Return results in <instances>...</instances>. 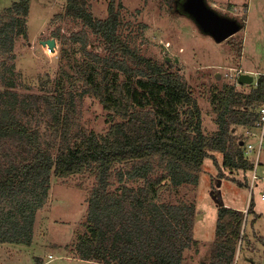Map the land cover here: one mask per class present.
<instances>
[{
    "label": "trees",
    "instance_id": "obj_1",
    "mask_svg": "<svg viewBox=\"0 0 264 264\" xmlns=\"http://www.w3.org/2000/svg\"><path fill=\"white\" fill-rule=\"evenodd\" d=\"M29 1L12 2L0 13V55L11 54L15 37L26 34ZM107 4V15L99 18L87 0L65 2L63 16L79 20L104 43L107 54L86 50V32L72 34L90 59L76 63L67 76L72 85L81 81L83 87L58 86L34 97L35 107L43 104L44 131L20 118L25 98L12 89L0 92V243L31 244L36 211L48 198L53 176L89 174L95 184L84 230L73 243L77 258L98 264H183V251L198 246L191 234L195 207L163 201L161 191L196 185L211 151L222 153L224 167L251 170L234 126H250L257 118L256 107L264 102V72L255 86H211L217 129L208 135L181 74L125 41L123 4ZM1 78L6 86L14 85L11 74ZM84 94L102 103L110 121L104 133L79 125L77 100ZM243 218L238 208L218 205L210 257L199 264H234L239 244L247 241ZM36 264H42L40 258Z\"/></svg>",
    "mask_w": 264,
    "mask_h": 264
},
{
    "label": "rangeland",
    "instance_id": "obj_2",
    "mask_svg": "<svg viewBox=\"0 0 264 264\" xmlns=\"http://www.w3.org/2000/svg\"><path fill=\"white\" fill-rule=\"evenodd\" d=\"M15 1L18 0H0V13ZM87 1L93 17L107 15L108 0ZM183 1L120 0L124 22L120 32L142 54L181 74L196 97L203 132L209 135L217 129L209 90L212 85L222 87L231 82L227 77L216 78L215 74L237 67L252 71L255 78L256 73L264 72V0H245L240 9L226 0H215L221 8L215 7L219 12L227 11L226 14L240 22L239 29L223 41L202 32L189 15L183 14ZM65 2L30 0L24 23L26 34L15 37L11 54L0 55V63H4L0 68V92L12 89L19 98H25L26 109L19 116L40 131L45 130L43 104L39 101L35 107L34 97L48 90L54 92L58 86L66 90L83 87L81 81L72 85L67 76L73 73L76 63L90 59L82 52L81 42L72 41V34L78 33V37L86 32V50L94 55L107 54L104 43L79 20L63 16ZM46 39L54 40V49L44 43ZM11 64L12 71H9L6 67ZM2 73L12 75L13 86L2 82ZM77 104L79 125L95 133L108 129L110 121L98 98L84 94ZM234 127V138L240 139L243 127ZM46 132L49 135V129ZM211 153L202 162L196 185L185 184L173 191H161L163 201H185L195 207L191 234L198 246L183 251L182 263L199 264L200 260H209L219 204L238 208L244 215L242 224L247 241L239 244L234 264H264V203L259 198L260 182L257 179L251 188V170L243 172L224 167L222 153ZM263 166L264 156L257 169L258 176L264 175ZM94 184V176L89 174L53 176L48 198L36 211L31 244L0 243V264H36V258L42 264H98L77 258L73 248L77 235L84 230L82 222ZM116 187L117 184L112 188ZM249 207L251 211L247 214Z\"/></svg>",
    "mask_w": 264,
    "mask_h": 264
},
{
    "label": "water",
    "instance_id": "obj_3",
    "mask_svg": "<svg viewBox=\"0 0 264 264\" xmlns=\"http://www.w3.org/2000/svg\"><path fill=\"white\" fill-rule=\"evenodd\" d=\"M183 2V14L189 15L202 32L208 33L217 41L225 40L240 27V23L236 19L219 14L205 0H184ZM44 43L54 49L55 43L53 39H46ZM216 78H220V76L216 75ZM253 78V75L249 72H244L239 74L237 81L239 84H250ZM239 144L241 145L242 141Z\"/></svg>",
    "mask_w": 264,
    "mask_h": 264
},
{
    "label": "built area",
    "instance_id": "obj_4",
    "mask_svg": "<svg viewBox=\"0 0 264 264\" xmlns=\"http://www.w3.org/2000/svg\"><path fill=\"white\" fill-rule=\"evenodd\" d=\"M244 72L248 71H243L240 67H237L231 68L223 74L215 75H218L220 77H227L231 80V82L239 86L240 84L238 83L237 79L239 77V74ZM249 73L253 75L252 72ZM259 74L262 73H256V75L258 76ZM253 77V81L250 84L255 86L257 77L255 78L254 75ZM256 112L257 118L252 125L243 127L241 137L240 139H238V141H242V144H239V146L242 150L243 158L246 161L248 160L251 164L252 177L250 187L253 188V186L255 185V181L257 179L259 180L261 187L259 198L260 201L264 203V175H257L258 166L261 164V158L264 156V102L260 103L256 107Z\"/></svg>",
    "mask_w": 264,
    "mask_h": 264
},
{
    "label": "crops",
    "instance_id": "obj_5",
    "mask_svg": "<svg viewBox=\"0 0 264 264\" xmlns=\"http://www.w3.org/2000/svg\"><path fill=\"white\" fill-rule=\"evenodd\" d=\"M205 1H207V3L211 6V7H213L219 14H221V15H227V16H229L228 14H226L227 13V11H226V13H221V12H219L218 11V9H216L215 7H218V8H220L217 4V1H215V0H205ZM227 2H231V4L232 5H234L233 7H235V9H240V8H242L243 7V5H244V2H245V0H226ZM221 9V8H220ZM235 19V18H234ZM233 35V34H232ZM232 35H230V36H232ZM248 72H252V71H248ZM216 76V75H215ZM264 167V166H263ZM219 205V204H218ZM217 205V206H218ZM256 232V231H255ZM257 233V232H256ZM258 235V234H257ZM260 236V235H259ZM262 237V236H261ZM263 239V238H262ZM197 240V239H196ZM264 240V239H263ZM201 261V260H200ZM202 261H205V260H202ZM254 264H256V263H254Z\"/></svg>",
    "mask_w": 264,
    "mask_h": 264
}]
</instances>
